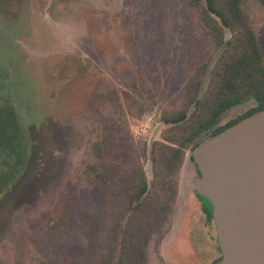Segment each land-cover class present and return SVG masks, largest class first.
<instances>
[{
  "label": "rangeland",
  "instance_id": "rangeland-1",
  "mask_svg": "<svg viewBox=\"0 0 264 264\" xmlns=\"http://www.w3.org/2000/svg\"><path fill=\"white\" fill-rule=\"evenodd\" d=\"M244 11L264 61V7L249 0ZM220 54L184 0H0V123L15 127L26 166L0 194V264H94L121 208L95 185L94 145L122 141L107 164L123 175L142 168L152 181L151 148L169 129L163 116L183 107L187 83ZM210 82L204 75L203 89ZM135 84L158 89L142 113ZM252 106L227 111L220 125ZM190 157L175 174L176 199L149 243V264L221 256Z\"/></svg>",
  "mask_w": 264,
  "mask_h": 264
},
{
  "label": "trees",
  "instance_id": "trees-1",
  "mask_svg": "<svg viewBox=\"0 0 264 264\" xmlns=\"http://www.w3.org/2000/svg\"><path fill=\"white\" fill-rule=\"evenodd\" d=\"M248 1L184 0L186 8L199 12L200 22L210 43L220 49L221 54L212 66L210 63L202 66V72L187 83L183 107L163 116L162 123L169 129L162 141H155L151 148L152 181L148 180L142 168L133 175H123L120 165L107 164L112 156L118 155L115 150L123 146L122 141L105 138L94 145L97 164L91 166L90 171L95 177V185L105 198L114 196L121 201V208L115 214L107 242L98 252L99 257L94 264H149V243L169 222L177 195L174 177L187 152L191 153L190 159L194 162V150L205 141L264 111V61L255 31L244 11ZM258 2L264 7V0ZM7 70L11 73L9 66ZM204 75L211 77L206 90L202 84ZM133 93L131 99L142 113L155 100L158 89L135 84ZM124 95L130 97L127 93ZM247 104L253 106L240 117L220 125L224 113ZM128 115L132 117L131 105L128 112L124 113L125 120ZM9 129L8 125L0 123V184H6L4 188L0 185V194L9 184L19 179L26 167L23 166L22 150L17 145L15 127L14 133H8ZM154 191L155 199L152 197ZM195 195L202 203L208 221L214 223L211 203ZM43 217L48 220L49 216L45 214ZM58 220L64 224L61 218ZM52 228L55 227L50 224ZM218 250L221 256L213 264H219L222 260L219 245Z\"/></svg>",
  "mask_w": 264,
  "mask_h": 264
},
{
  "label": "water",
  "instance_id": "water-1",
  "mask_svg": "<svg viewBox=\"0 0 264 264\" xmlns=\"http://www.w3.org/2000/svg\"><path fill=\"white\" fill-rule=\"evenodd\" d=\"M193 191L213 207L219 264H264V111L216 135L192 154Z\"/></svg>",
  "mask_w": 264,
  "mask_h": 264
}]
</instances>
